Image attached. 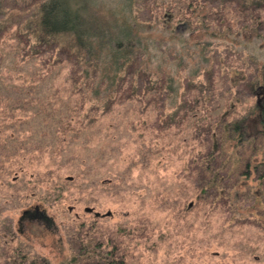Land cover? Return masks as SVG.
I'll list each match as a JSON object with an SVG mask.
<instances>
[{
    "label": "rangeland",
    "instance_id": "374dc122",
    "mask_svg": "<svg viewBox=\"0 0 264 264\" xmlns=\"http://www.w3.org/2000/svg\"><path fill=\"white\" fill-rule=\"evenodd\" d=\"M38 2L2 0L0 9V99H7L0 102V264H20L24 253V264H60L82 236L95 238L76 231L81 221L93 220L109 228L143 221L149 230L164 231L156 247L132 256L133 264H264V209L257 210L258 203L247 207L246 194L245 208L234 215L217 201L208 214L203 205L181 217L183 204L176 203L184 185L194 188L182 171L188 144L190 150L203 141L198 118L228 112L234 90L213 109L209 97L226 73L233 88H245L238 81L261 74L264 0L135 1L137 36L149 39L155 52L133 58L114 90L106 92L101 83L99 96L92 94L99 68L90 70L88 84L85 58L31 37L34 28L25 25ZM105 3L98 10L108 18L114 5ZM19 27L31 35L20 44L14 37ZM139 68L152 79L159 70L172 71L178 89L168 98L158 85L137 79ZM19 101L28 115L13 118L4 110ZM241 102L238 110L245 115L254 99L244 96ZM162 103L169 113L176 111L174 118L161 116ZM70 106L80 108L79 119ZM259 120L258 112L243 119L246 138L257 136ZM249 146L258 153L254 163L264 144L251 139L243 156ZM139 154L150 160L144 168L136 165Z\"/></svg>",
    "mask_w": 264,
    "mask_h": 264
},
{
    "label": "trees",
    "instance_id": "16d2710c",
    "mask_svg": "<svg viewBox=\"0 0 264 264\" xmlns=\"http://www.w3.org/2000/svg\"><path fill=\"white\" fill-rule=\"evenodd\" d=\"M107 1L114 5V11L112 9L108 11L110 12L108 18L98 10L100 6L103 8V3ZM135 1L139 0H39L33 10L30 9L32 18L25 25V27L33 26V32H31L33 35H29L19 27V31L14 37L20 44L21 38L29 40L31 38L28 36H31L37 42L53 44L58 50L67 49V52L76 58H85V64L91 66V68L84 69V79L88 84L91 79L90 70L99 68L101 71L102 76L99 75L94 81L92 90V94L99 96L101 83L105 82L106 92L114 90L119 79L122 78V73L127 71L130 65H133V58H136L137 55L147 54L151 49L149 48V39L146 41L137 36L136 32L140 28V24L133 7ZM242 2L243 4L256 5L258 0H242ZM1 5L2 0H0V9ZM152 52L155 50L153 49L150 54ZM245 55L257 64L254 56ZM260 69L261 74H255L249 79L238 81L245 88H233L230 73H226L219 89L209 97L212 100L211 103L215 105L212 107L213 109L218 106L222 97L231 95L234 90L232 100L228 101L226 106L228 112H222L215 118L209 117L208 119L206 115L198 118V120L203 119V133L200 135L203 141L190 150L189 146L193 143L188 144L185 153L188 154L189 162L182 171V173H186L187 178L191 179L194 188L190 187L196 193L188 194L190 187L184 185L182 196L178 201L176 200L177 207L181 203L183 209L178 211L177 215L185 217L196 207L203 205H207L205 213L208 214L215 210L217 201L222 209L228 205L234 215L237 213V209L245 208L243 204L247 201H243L242 195L244 194L251 200L247 207L258 203L259 206L256 209H264V153L261 154L259 160L253 163L250 160L258 153L252 152L251 146H249L248 153L243 156L244 144L249 145L251 139L259 140L264 144V65ZM159 71L157 76L152 79L146 78L148 74L139 68L136 77L143 84L158 85L160 91L168 94L169 98L178 89L175 75L172 71L166 72L163 69ZM227 71L229 72L230 69ZM192 74L193 76L197 75L194 71ZM84 84L86 85V83ZM244 96L253 98L254 104L245 115H242L238 107L243 104L241 101ZM235 97L237 98L233 100ZM162 98L166 99L165 96ZM2 100L7 101L6 98H2L0 102ZM237 101L241 103H237ZM23 103V101H19L16 105L7 106L4 111L10 110L13 118L27 116ZM163 103L160 108L161 116L168 113V117L174 118L176 111L169 113ZM70 108L74 111L75 119H79L80 111L76 110L78 107L70 106ZM175 108L179 109L180 106L177 105ZM256 112L259 115L260 128L256 137L248 139L244 136L241 122L245 117ZM197 147L199 149L196 152ZM149 161L147 156L139 154L136 165L141 164V167L144 168ZM251 173H254V177L250 178ZM248 180L249 183L246 184L245 189L241 191L235 189L237 184ZM227 182L232 185L231 191L227 189ZM257 190H260V195L255 193ZM160 205L164 207L165 203ZM249 215H253V213ZM71 220L75 221L73 218ZM148 227L151 226H146L143 221L133 227L117 225L115 228L101 225L97 220L81 221L76 226V231L81 230L83 233L85 230L90 234L89 237L94 234L95 238L91 241L89 238L85 240L82 236L81 241H77L76 247L70 246L69 259L60 262V264H133L131 262L133 255H143V250L148 245L156 247L157 240L163 236L164 231L157 227H152L149 230ZM18 231L20 232V230ZM72 241L74 240L70 239L69 243ZM26 259L27 254L24 253L19 263H26ZM165 260L166 264L170 263L169 259ZM40 264L50 263L42 260Z\"/></svg>",
    "mask_w": 264,
    "mask_h": 264
}]
</instances>
